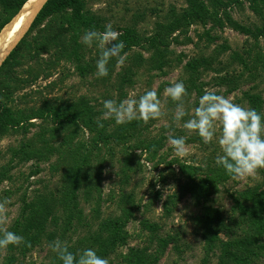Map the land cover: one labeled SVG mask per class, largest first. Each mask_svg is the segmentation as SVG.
Wrapping results in <instances>:
<instances>
[{"label": "rangeland", "instance_id": "374dc122", "mask_svg": "<svg viewBox=\"0 0 264 264\" xmlns=\"http://www.w3.org/2000/svg\"><path fill=\"white\" fill-rule=\"evenodd\" d=\"M221 1L225 6L215 8L205 0V22L188 24L182 19L189 7L187 0H85L86 12L101 22L96 31H104L109 23L120 34L124 28L133 29L141 43L121 54L127 56L123 66L116 57L111 58L108 75L100 78L96 76L98 42L89 47L82 43L83 31L74 36L68 30L60 32L59 15L36 27L45 36L60 33L65 45L76 36L82 44L78 48L80 59L62 58L47 64L44 60L53 47L39 60L23 58L24 64L16 69L29 83L13 95L11 105L28 108L50 100L71 109L78 104L85 111L90 108L93 120L99 119L106 132L123 131L125 139L118 133V143L99 141L81 119L61 129L50 120L32 119L26 134L7 132L0 140V166L8 164L10 178L0 182V200L7 197L11 203L7 223L0 227L23 236L25 243L0 248V264H62L49 247L56 239L66 242L74 254L85 248L98 252L117 221L122 222L120 240L103 256L109 264H138L136 256L140 264H233L229 257H222L220 242L238 239L254 240L251 245L259 253L250 264H264V230L257 229L248 211H241L234 203L236 197L244 207L253 206L242 193L264 191V168L253 176L234 179L215 163L223 154L218 144L219 125L209 144L197 132L183 127L205 90L254 108L264 117V36L238 32L231 21L252 30L261 26L264 0H258L259 9L251 7V0ZM202 57L208 63L199 67L197 86L201 90L197 92L187 62ZM226 73L233 79L231 83L218 79ZM174 81H183L187 90L182 102L189 115L179 122L174 116L180 102L165 93ZM152 89L161 100L162 117L147 124L134 120L119 125L114 119H103L104 100L119 102ZM246 93L258 95L261 105L254 107ZM169 136L186 137L187 156L176 154ZM28 138L40 147L41 156L22 155L19 149L28 144ZM149 144L155 146V152ZM69 147L84 153L87 161L84 176H79L76 185L68 178L76 162L67 155ZM181 164L195 168L193 180L205 187L203 197L197 198L190 189L192 180L188 171L180 169ZM205 179L214 182L209 185ZM28 205L41 211L37 215L42 214L45 223L40 230L27 228L31 215ZM214 233L216 239L210 241ZM228 248L243 252L232 244Z\"/></svg>", "mask_w": 264, "mask_h": 264}, {"label": "trees", "instance_id": "16d2710c", "mask_svg": "<svg viewBox=\"0 0 264 264\" xmlns=\"http://www.w3.org/2000/svg\"><path fill=\"white\" fill-rule=\"evenodd\" d=\"M204 1L205 0H187L189 7L186 8L185 12L182 14L183 21L185 20L188 24L195 20H199L204 23L208 15L207 6ZM207 1L215 8L225 6V3L221 0ZM251 1V7L253 9H259L258 0ZM24 2H26V0H0V30L20 10ZM260 11H262V8ZM57 15L61 17L62 21L59 26L60 32L68 30L70 32H74V34H72L73 36L75 34L77 35L80 31L85 33L86 30H97L98 28H101L100 20L86 12L85 0H46L44 2L25 34L21 37L19 42L9 52L0 65V140L7 132L20 131L22 134H26L29 126L32 124V119L50 120L56 129H61L64 124L68 126L70 124L76 125L78 119H81L82 124L85 127H87L90 131L95 132V137L99 141L108 142L111 140L112 142L115 141L118 143V133L120 134V138L125 139L123 131L106 132L105 125H103V127H97L96 121L93 120V113H89L90 108L85 111L77 104L70 106L71 109H66L64 107L62 108L60 104L50 100H43L41 104L37 106H30L28 108H19L11 105L15 101L13 95L16 92L23 90L29 83L28 78L19 76L16 69L17 67H20V65L24 64L22 61L23 58L28 56L30 59L39 60L40 58H43L42 53L50 50V47H53L51 55L44 60L47 64H49L50 60H52V63L55 64L62 58L68 61H79L80 54L78 48L81 47L82 44L80 45L76 36L72 37V41L70 40L72 44L68 43L65 45L60 39V33L55 34L54 32L51 34L48 32L45 36L44 34H41L38 28L36 29V27L41 26L46 20H50V18ZM217 20V23L221 25L222 23L220 18ZM231 21L233 23V28L238 32L248 35L250 34L255 38L261 35L264 36V23L261 26H256L254 30H252L248 26H244L233 20ZM34 30L36 33L32 36V32ZM30 34L31 38L28 37ZM154 38L155 37H151L150 40ZM119 39L125 44V48L122 50L121 54L128 51L132 46L141 44L139 37L135 34L134 30L129 28L123 29ZM70 45L71 47L69 48ZM234 55L238 60L244 63L241 56L237 53H234ZM207 63L208 59L205 57L200 58V60L187 62V68L194 74V82H192V84L197 92H200L201 90L200 86H197V78L200 76L199 67L203 64H205L204 67H206ZM78 67L80 70H84L82 66ZM227 77L228 73L219 76L218 79H222L224 83H231L233 79L230 80ZM245 95L254 107L261 105L262 101L258 95L253 93H246ZM74 107L75 109H73ZM27 142L28 144L26 143L24 146L22 144L23 147L21 146L19 149L22 155L30 157L33 153H38V156H41V149L34 144L35 141L33 142L31 138H28ZM147 146L148 148L150 147L154 149L153 152H155L156 149L153 148L151 144ZM68 154L69 157H74V160L76 161L75 165L71 167L68 173V178H72L70 181L76 185L79 181V176H84L82 171L85 170L87 161L85 157H82L84 153H77L72 147L67 148V155ZM180 169L185 172L188 171L187 175L192 180L190 189L196 192V197H203L205 187L202 183L200 184L193 180L195 168L181 164ZM9 170L10 167H8V164L0 166V182L10 178ZM204 181H207L209 185L214 182V180L211 179H205ZM242 196H244L247 200L249 198L252 201L253 206L250 208L247 206L244 207L243 202L238 200L236 197L234 198V203L237 208H241V211H248L252 224L257 229L263 231L264 218H262L261 215L262 211H264V191L246 190L242 193ZM29 206L30 205H28V207ZM29 212L31 215L28 218L27 228L30 230H40L41 227L43 228L45 220H43L42 214L39 216L37 215L41 211H38L33 206H30ZM208 214L209 216L211 215L210 212ZM121 226L122 222L117 221L113 231L111 232L110 238L106 240V242H104L105 240L101 242V248L97 252L99 256L103 257L107 254V251L110 250L112 244L116 243L117 240H120L119 229ZM213 236L214 238H211L210 241H214L216 239L215 233ZM253 241L254 240L245 239L244 241V239H238L228 242H220L221 252L223 253L222 257H229L233 264H250L253 258H256L259 253L258 251H255L257 247L251 245ZM231 244L235 247L241 248L243 252L237 253L228 248ZM136 257L137 259L135 258V262L140 264L139 257ZM221 264H225L224 261H221Z\"/></svg>", "mask_w": 264, "mask_h": 264}, {"label": "clouds", "instance_id": "9594fccd", "mask_svg": "<svg viewBox=\"0 0 264 264\" xmlns=\"http://www.w3.org/2000/svg\"><path fill=\"white\" fill-rule=\"evenodd\" d=\"M120 33L114 30L109 23L105 30H86L82 36V43L92 46L98 42L100 55L96 61V76L98 78L108 75V63L116 57L117 63L123 66L127 59L126 54L121 55L125 48L123 41L119 39ZM167 97L177 104L174 120L179 122L189 113L186 111L182 98L187 95L183 81H174L165 89ZM103 119H114L116 124H125L134 120H141L145 124L152 119H158L165 113L162 111L161 100L155 89L146 90L142 95L135 93L119 102L115 99L103 101ZM97 127H103L98 119ZM219 125L220 135L218 144L222 155L215 159L217 166L223 167L226 174L234 179L253 176L258 169L264 168V117L254 108L244 107L234 103L223 95L214 91L205 90L199 99V104L191 113L183 127L189 131H195L205 144L213 141ZM169 143L176 154L183 158L188 155L186 150V137H168ZM155 146H153L154 148ZM11 200L7 197L0 200V226L7 223V206ZM25 243L23 236L0 227V248L8 245ZM27 246H31L30 243ZM51 250L56 253L62 264H109L107 258L101 257L96 250L85 248L79 254L68 250V244L59 239L49 244Z\"/></svg>", "mask_w": 264, "mask_h": 264}, {"label": "bare ground", "instance_id": "6f19581e", "mask_svg": "<svg viewBox=\"0 0 264 264\" xmlns=\"http://www.w3.org/2000/svg\"><path fill=\"white\" fill-rule=\"evenodd\" d=\"M44 2L45 0H26L22 8L2 27L0 30V63L19 38L25 34Z\"/></svg>", "mask_w": 264, "mask_h": 264}, {"label": "water", "instance_id": "95a60500", "mask_svg": "<svg viewBox=\"0 0 264 264\" xmlns=\"http://www.w3.org/2000/svg\"><path fill=\"white\" fill-rule=\"evenodd\" d=\"M45 1H46V0H45ZM43 4H44V3H43ZM43 4H42V5H43ZM21 8H22V7H21ZM21 8H20V9H21ZM40 8H41V7H40ZM38 11H39V10H38ZM36 14H37V13H36ZM34 17H35V16H34ZM33 19H34V18H33ZM29 26H30V25H29ZM29 26H28V28H29ZM28 28H27V29H28ZM26 31H27V30H26ZM21 37H22V36H21ZM21 37L19 38V40L21 39ZM19 40H18V41H19ZM18 41L16 42V44L18 43ZM16 44H15V45H16ZM15 45L13 46V48L15 47ZM13 48H12V49H13ZM12 49H11V50H12ZM11 50H10V51H11ZM8 54H9V52H8ZM8 54H7V55H8ZM7 55H6V56H7ZM6 56L3 58V60L6 58ZM3 60H2V61H3ZM1 63H2V62H1ZM1 63H0V64H1Z\"/></svg>", "mask_w": 264, "mask_h": 264}]
</instances>
